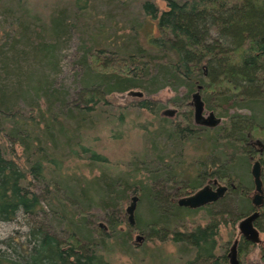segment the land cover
<instances>
[{
	"label": "trees",
	"instance_id": "16d2710c",
	"mask_svg": "<svg viewBox=\"0 0 264 264\" xmlns=\"http://www.w3.org/2000/svg\"><path fill=\"white\" fill-rule=\"evenodd\" d=\"M88 1L74 0L73 7L86 12ZM139 1L141 17L154 24L156 32L143 41L136 33L132 44L115 49L82 44L79 65L85 74L74 99L43 85L38 89L44 90L43 104L37 100L19 108L18 100L26 92L24 82L19 79L13 92L0 86V223L14 222L19 215L51 216L63 234L43 224H29L22 237L0 241V264H113L109 258L116 247L127 254L136 249L131 242L141 231L139 222L134 217L131 225L122 217L132 196L149 210L151 218L145 223L149 235L171 241L184 256L179 258L182 264H230L234 242L229 248L218 247L220 229L234 227L254 212L258 213L254 227L264 234V124L254 115L222 112L225 121L205 127L195 123L189 104L198 91L204 107L214 113L230 101L264 108V0H166L164 11L151 0ZM63 15L51 18L54 42L33 47L45 59L57 45L53 43L60 37ZM155 85L175 92L184 88L183 111L174 117L173 112L161 114L162 106L148 98L157 91L151 89ZM132 90L147 96L132 108L155 117L132 128L143 134L151 152H159L162 163L170 158L169 176L181 177L177 197L217 183L227 187L224 197H236L238 214L208 211L205 226L185 231L171 228L177 219L167 223L164 215L188 209L179 207L174 197L155 191L149 178L141 179L151 172L149 161L130 162L132 169L118 170L95 150L92 141L99 137V119L106 114L111 138H124L128 115L109 114L105 109L110 107L108 96ZM4 140L21 148L23 163L11 157ZM163 151H167L164 157ZM255 161L261 167L260 208L253 206L251 196ZM242 169L248 171V178L239 174ZM93 205L103 213L105 227L91 225L87 219ZM236 241L237 260L259 244L243 236ZM261 260L264 263V247Z\"/></svg>",
	"mask_w": 264,
	"mask_h": 264
},
{
	"label": "rangeland",
	"instance_id": "374dc122",
	"mask_svg": "<svg viewBox=\"0 0 264 264\" xmlns=\"http://www.w3.org/2000/svg\"><path fill=\"white\" fill-rule=\"evenodd\" d=\"M159 10H166V0H151ZM74 0H0V86H4L6 91L17 90V81L20 79L26 85V92L21 95L17 106L26 108L33 105L37 100L43 104L41 98L44 90L38 89L43 85H52L58 89L62 95L68 96L69 100L74 99L78 89L82 86L84 70L79 65L82 57V44H103L107 48H119L127 45L130 41L134 42L132 36L139 34V40L143 41L156 29L148 19L141 17L139 0H89L86 12H79L73 7ZM63 13L64 25L60 32V37L50 58H43L33 50L37 44L46 41L54 42L52 38L51 18H58V14ZM51 32V33H50ZM58 37V36H57ZM95 42V43H94ZM102 46V45H100ZM2 60V61H1ZM3 63V65H2ZM23 84V83H22ZM21 85V84H20ZM159 85L152 86L157 89L154 94L148 97L156 105L162 106L161 114L173 112L175 114L183 111L184 94L186 90L179 88L177 92L169 87L158 88ZM23 90L22 86H19ZM145 93L139 90H132L124 94H113L108 96L110 107L106 112H123L128 115L126 125L123 127L124 138L114 140L108 134V123L105 118H100L101 133L97 140L92 141L95 150L105 155L118 170L132 169L130 162L147 159L151 164V172L143 174L144 178H149V183L155 191L161 192L164 197H174L177 201L179 195L177 188L181 185L179 175H170L166 165L170 164L164 158V163L158 159L159 152H151L150 146L144 136L139 131L133 129L134 124L152 122L155 117L138 112L132 108L133 104L145 99ZM203 100V97H202ZM192 105V100L189 101ZM215 104V103H214ZM228 114L240 113L244 115H254L261 124H264V108L234 103L230 101L221 105V110L214 113L204 107V118L210 113H214L219 119L220 124L226 120L222 117ZM154 118V119H153ZM174 119V118H173ZM103 121V122H102ZM107 129V131H106ZM8 145L11 157L23 163L22 150L20 147ZM167 151L160 155L164 157ZM71 171L73 164L71 165ZM248 171L242 169L239 174L248 178ZM250 172V171H249ZM96 174V172L94 173ZM250 180V173H249ZM35 189L41 193V188L33 182ZM192 193H190L191 195ZM254 191L251 192V196ZM189 196V195H188ZM185 197V196H183ZM182 198V197H180ZM222 202L209 206L208 210H196L195 212H167L165 220L167 223L176 220L174 229L179 231L191 230L196 226H205L208 221V211L238 214L240 212L236 197L226 195ZM130 205V200L126 202L123 212V220L129 223L126 208ZM87 214L90 224L106 226L103 213L96 205ZM135 220L139 222L141 231L135 235L139 241H132L131 245L136 248L134 253L127 254L126 250L116 247L113 255L109 258L113 264H182L180 257L184 256L177 253V248L171 241H161L155 236H150V231L145 227V223L150 220L149 210L145 203H137ZM51 216L39 215L28 218L19 215L14 222L0 223V241L8 237H22L29 230V224H43L53 229L59 236H62L60 229L54 227L55 222ZM237 223L234 227L228 226L220 229L218 247L229 248L236 240L241 239ZM56 228V229H55ZM125 229V227H122ZM264 247V234L259 236V244L239 260V264H264L261 260V248Z\"/></svg>",
	"mask_w": 264,
	"mask_h": 264
},
{
	"label": "water",
	"instance_id": "95a60500",
	"mask_svg": "<svg viewBox=\"0 0 264 264\" xmlns=\"http://www.w3.org/2000/svg\"><path fill=\"white\" fill-rule=\"evenodd\" d=\"M201 87L198 88L200 90ZM192 107H193V118L195 123L213 128L220 124L219 119L215 116L214 113H210L207 118H204V105L201 98V95L197 91L192 96ZM251 176L254 183V194L252 196V204L255 208H260L262 206V183H261V167L258 161H255L252 165ZM227 192V187L213 183L212 185H206L201 189L197 190L189 196L179 198L177 200V205L181 208H187L191 210H197L203 207H206L210 204L216 203L222 199ZM138 197L132 196L130 199V205L126 208V214L128 215V221L131 225L134 224V212L137 206ZM258 217V213L254 212L251 215L247 216L239 222L238 230L241 236L245 237L247 240L252 243H259L260 232L254 227V222ZM140 238L137 237L136 241H139ZM236 244L234 242L233 246L230 249V264H238L236 258Z\"/></svg>",
	"mask_w": 264,
	"mask_h": 264
}]
</instances>
